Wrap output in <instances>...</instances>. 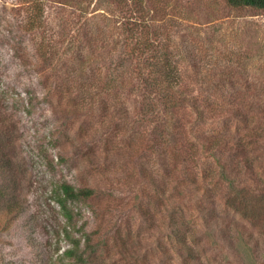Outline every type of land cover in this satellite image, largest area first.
<instances>
[{
	"label": "rangeland",
	"instance_id": "obj_1",
	"mask_svg": "<svg viewBox=\"0 0 264 264\" xmlns=\"http://www.w3.org/2000/svg\"><path fill=\"white\" fill-rule=\"evenodd\" d=\"M136 31L150 46L164 45L188 90H228L230 99L243 100L251 111L262 109L261 102L251 106L252 99L235 92L256 90L264 99L262 11L233 9L224 0H0V151L8 163L5 184L18 208L9 228L0 231V264H53L67 247L58 234L64 220L53 193L59 181L109 190L73 205L78 225L86 223V231L98 230L105 238V250L93 264H243L235 239L231 244L204 234L179 160L168 153L148 156L142 164L164 183L161 192L141 189L133 164L141 140L130 132L129 143L131 137L123 139L121 131L130 125L122 122L119 100L132 116L133 99L119 90L98 91L93 108L106 120L91 122L96 128L84 139L85 126L66 115L89 107V100L50 89L67 76L123 73L118 68L123 60L135 63L127 45ZM224 78L231 84H223ZM108 140L129 147V154L109 155L105 163ZM96 149L94 166L84 156ZM142 190L152 199L140 200ZM219 190L220 216L245 212L255 215H248L255 224L258 215L264 216V199L251 201L236 193L226 203L231 194L224 186ZM187 235L191 249L180 255ZM249 241L254 264H264V235Z\"/></svg>",
	"mask_w": 264,
	"mask_h": 264
},
{
	"label": "trees",
	"instance_id": "obj_2",
	"mask_svg": "<svg viewBox=\"0 0 264 264\" xmlns=\"http://www.w3.org/2000/svg\"><path fill=\"white\" fill-rule=\"evenodd\" d=\"M224 3L233 9L264 12V0H224ZM137 34L140 35V32L130 35L127 45V53L135 59V63L123 60L118 65L123 73L99 78L92 75L67 76L56 79L50 89L55 94L63 90L89 100V107L85 104V108L70 112V116L64 110L67 117L73 121L79 120L85 126L84 139L96 128L89 125L91 122L96 125L100 120H106L105 114L93 108L97 106L95 96L99 95L98 91L108 90L104 92L106 95L110 93L109 90H119L125 99H133L135 112L132 116L130 109L124 108V101L119 100L120 108L123 109L122 122L130 125L128 129L121 128V131L124 132L123 139L131 137L129 143L133 133L141 140L140 152L133 159L134 168L143 183L141 189L161 192L164 181L157 175V171H151L142 161L154 154H170L174 162L179 160L182 164L183 176L188 183L187 188H190L187 198L192 195L196 200L198 216L204 221V234L219 239L224 237L231 244L233 241L230 240L235 239L234 250L242 263L254 264L253 247L249 240L264 235V216L258 215V224L252 222L248 216L250 214L245 212L232 217L220 216L215 204L216 201L220 202L217 200V192L220 197L221 186H224L226 194H231L226 203H230L236 193L242 199L251 201L264 199V99L258 98L256 90H235L237 95L252 99L251 106L262 103V109L251 111L243 100L238 102L230 99V94H226L228 90H188L187 79L179 73L178 68L172 67L164 45L158 43L150 46L141 37L135 36ZM148 53L149 57L143 59ZM226 79L220 81L226 85L231 84ZM108 141H105L107 146L102 156L105 163L109 155L129 154V147L118 145V148L113 146L112 140ZM107 149L109 153L113 151V154L106 153ZM99 154L96 149L84 157L94 165L97 162L94 163L92 157ZM5 155L0 151V231L9 228L18 211L16 197L5 184L8 174L5 172L8 164ZM102 157L99 159L101 162ZM206 162H209L207 168ZM110 177L112 179L117 175L110 174ZM208 177L209 180H206ZM146 182L148 185L144 188ZM144 190L141 191L140 200H151V197L145 196ZM107 191L86 184L76 186L68 181L55 184L54 201L64 220L58 234L67 243V247L53 264H93L105 250V238L98 230L86 231V223L78 225L79 214L73 205L106 196L109 193ZM145 214L148 215V212ZM184 237L183 249L177 252L180 255H185L184 252L191 249L188 235Z\"/></svg>",
	"mask_w": 264,
	"mask_h": 264
}]
</instances>
